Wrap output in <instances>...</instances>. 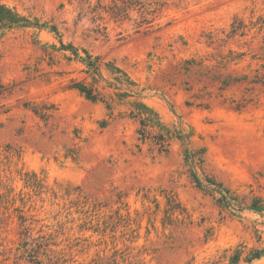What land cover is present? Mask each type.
Listing matches in <instances>:
<instances>
[{
	"label": "rangeland",
	"instance_id": "374dc122",
	"mask_svg": "<svg viewBox=\"0 0 264 264\" xmlns=\"http://www.w3.org/2000/svg\"><path fill=\"white\" fill-rule=\"evenodd\" d=\"M165 1L136 32V12L101 19L95 1L0 0L43 27L0 32V264H215L264 249V214L243 209L264 199V0ZM137 104L162 129L143 138Z\"/></svg>",
	"mask_w": 264,
	"mask_h": 264
},
{
	"label": "trees",
	"instance_id": "16d2710c",
	"mask_svg": "<svg viewBox=\"0 0 264 264\" xmlns=\"http://www.w3.org/2000/svg\"><path fill=\"white\" fill-rule=\"evenodd\" d=\"M86 1L87 3H92L93 1L96 4L93 7V13L95 16H98L101 19H104V16H109L111 20L115 22H124V21H131V14L136 12L138 14V18L134 20L136 32H141L143 28H149L152 26L153 22L160 16L164 7L166 6L165 0H80ZM43 28L39 23H33L28 18H25L15 12L13 9L0 4V32H4L6 30L11 29H23V28ZM235 31H238L237 27L234 26ZM52 32L58 33L57 29L52 27ZM56 49V46L53 47ZM63 51H70L75 60L83 63L86 65L88 70L92 71L93 73L100 74L101 73V63L99 62V58H93L91 55L86 53V56L83 57L80 54L79 49L74 48L72 46H66L62 44ZM109 70V65H106ZM112 69V74L116 73L118 75L123 76L130 84L131 80L128 78L127 74L121 71L119 68H114L113 66L110 67ZM124 78H120L118 76L117 81L120 84L124 83ZM72 89L78 90L82 95L85 96L86 99L90 101H101L106 104L107 109L113 112V107L111 102L101 97V94L96 91L93 87L85 84V83H74L71 86ZM132 93L131 90H128L120 97L130 96L129 94ZM119 95V94H118ZM138 109L133 111L131 114L135 117L140 119L141 125L144 128V133H142L143 138L146 137V128L147 126L150 127H160L162 129V124L156 118V116L152 113V110L148 108L144 104H137ZM38 113V112H36ZM112 115V114H111ZM156 139L155 142L157 145L165 144L167 140V136L165 133L160 132L157 136H154ZM164 151V150H163ZM202 152V151H201ZM203 153V152H202ZM190 161L195 166V156H190ZM192 179L196 186L200 189H210L211 192L219 193L220 198L218 202L221 208H232L236 206L235 204L238 200L234 197L233 193L225 188L215 180L209 179L207 180L208 185H205L204 182L196 175V173H192ZM176 211H180L181 207L180 204ZM238 205H242L238 203ZM242 208V207H240ZM243 209H247L254 213L264 214V199L260 197H255L251 200L249 206H244ZM40 247V246H38ZM36 252V251H35ZM32 263L33 264H42L40 260L37 259L36 255H33ZM264 257V249H255L251 251H247L246 247L240 246L234 249L231 255L225 254L221 257L220 261L215 262V264H241L244 263H252L254 260H259ZM51 261V259H48ZM227 262V263H226Z\"/></svg>",
	"mask_w": 264,
	"mask_h": 264
}]
</instances>
